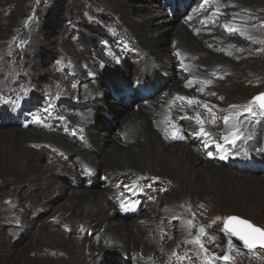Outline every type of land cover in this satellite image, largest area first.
<instances>
[{
  "label": "bare ground",
  "instance_id": "1",
  "mask_svg": "<svg viewBox=\"0 0 264 264\" xmlns=\"http://www.w3.org/2000/svg\"><path fill=\"white\" fill-rule=\"evenodd\" d=\"M113 1L109 10L115 14L138 53V61L137 57L133 58L136 61L132 70L136 74L132 79L134 91L127 85L129 90H122L121 94L131 102V96L136 95L140 111H130L121 123L120 120L116 122L120 124L121 139L101 133L97 125H92L103 112L111 113V102L104 91L105 85L87 83L89 90L80 92L72 110L67 115L62 111L58 113L57 116L65 115L53 126L54 135L36 130L1 132L0 169L11 161L23 167V182L31 179L32 184L24 197L27 200L32 195L36 199L26 202L32 207L52 200V193L67 192L70 196L68 212L78 217L85 226L83 229L98 235L90 246L102 259H107L113 251L123 250L134 264H164V258L178 251L170 247L176 241L170 234L164 245L159 243L163 238L161 231L167 230L162 221L179 217L177 206L183 197L198 196L212 201L213 208L217 207L219 213L223 209L224 214L248 217L252 212L253 216L264 213V173H244L245 169H250L249 162L242 165L240 158L233 162V157L227 155L229 149H223L229 142L234 145V138L246 144L250 137L259 140L262 133L256 132L258 130L248 121L234 119V110L226 111L216 101L224 96L219 77L225 78L224 84L228 85L235 77H248L249 54L264 47V28L261 25L255 28L264 21L260 18L264 6L259 0H212L211 4L203 3L206 0L198 3L191 0L194 11L186 12L182 20L176 22L169 20L161 4H151L150 0ZM168 1L176 7L180 2ZM181 1L184 12L188 11L191 7L186 8L185 0ZM171 31L174 35L170 42L167 37ZM260 63L264 64V58H259ZM155 68L174 75L171 86L162 89L160 84L158 87L154 83L149 74ZM207 84L210 85L206 87ZM145 89H152L154 96L144 97ZM195 102L198 104L193 108ZM67 125L71 129H67ZM217 134L222 135L226 145L219 144ZM181 141H189V145L181 147ZM196 142L197 148L194 147ZM42 143L66 151L72 167L61 159L43 165L48 153L44 150L35 153L30 148ZM201 143L204 150L216 147L214 154L221 152L229 163L225 167L230 170L212 164L210 156L199 151ZM248 149L244 146L243 150ZM59 166L64 169H57ZM66 173H72L75 178L74 191L66 185ZM118 185L120 190L115 189ZM160 193L172 197L154 204L148 202L150 198L157 199ZM134 194L145 198L147 211L138 220L127 223L121 218L128 210L134 213ZM142 208L139 207V211ZM77 231L82 235L80 228ZM63 246L71 247L69 252L66 249L70 257L78 250L76 243L64 242ZM155 258L158 261L153 263ZM72 264L77 263L73 261Z\"/></svg>",
  "mask_w": 264,
  "mask_h": 264
},
{
  "label": "rangeland",
  "instance_id": "2",
  "mask_svg": "<svg viewBox=\"0 0 264 264\" xmlns=\"http://www.w3.org/2000/svg\"><path fill=\"white\" fill-rule=\"evenodd\" d=\"M259 1L264 6V0ZM184 2L186 8L191 7L190 11L186 9L184 12L181 0L177 7L168 0H150L151 4H161L169 20L176 22L182 20L186 12L191 14L194 11V2ZM111 4H114L113 0H0V133L36 130L35 132L54 135L53 126L56 122L72 110L81 91L89 90L87 83L94 82L105 85L104 91L111 102L112 111L109 114L108 110L103 112L92 127L97 125L101 133L103 131L112 138L121 139L120 124L116 122L120 120L121 123L134 110L137 113L140 111L136 95L135 98L131 96V102V99L124 98L121 94L122 90H129L126 89L127 85L134 91L132 79L136 74H133L132 70L136 61L133 58L137 57L138 53L135 52L130 37L124 34L115 14L109 10ZM167 7L172 11L169 12ZM260 12V18L263 20L264 11ZM132 17L137 19L136 16ZM260 25L264 28V21L255 28ZM173 35L174 31L168 34L170 42L173 41ZM253 51L249 54L251 65L247 67L250 70L247 72L248 77H235L229 85L224 84L225 78L219 77L223 82L220 86L224 89V96L216 98V101L220 108L226 111L233 109L234 119L248 121L258 130L256 132L262 133L259 140L250 137L246 144H242L244 140L234 138V145L229 142L223 149H229L227 155L233 157V162H236L237 158H240L242 165L249 162L250 169H245L244 173H264V109L260 107L259 101L250 105L255 97L264 93V64L259 65V58H264V47L257 53ZM138 52L142 57L139 49ZM136 59L138 61V57ZM179 72L181 71L177 70V73ZM227 75L225 74L226 77ZM173 76L160 68H155L152 74H149V77L155 80L154 83L158 87L160 84L162 89L171 86L172 80L175 81ZM208 85L210 84L206 87ZM192 88L194 87L190 89ZM145 90L144 97L154 96L152 89ZM233 100L236 104L231 103ZM197 104L193 103L192 107ZM249 105L251 111L247 108ZM60 111L65 114L57 116ZM66 127L71 129L69 125ZM217 138L220 145L227 144L223 142L222 135L217 134ZM179 144L181 147H187L189 141H181ZM197 145L198 142L194 147ZM202 145L203 143L199 151L209 155L212 164L222 170L228 169L225 166L229 163L222 157V153L214 154L216 147L208 151L204 150ZM55 146L42 143L41 146L31 145L30 148L35 153L41 150L48 153V160L42 162L45 166L61 159L67 166L72 167L65 156L66 151L62 152L61 148L57 149ZM244 146L249 148L248 151L243 150ZM22 168L20 164L15 165L11 161L0 169V264H72L73 261L77 264H134L128 260L123 250L111 252L107 259H102L98 253L92 251L94 249H91L90 244L98 235L90 229H83L85 226L78 217L68 212L70 196L67 192L55 195L52 193V200L35 207L26 203L36 199L32 195L27 200L24 197L32 184L31 179L23 182ZM57 169L64 167L59 166ZM84 176L86 177V174ZM64 178L66 185L74 191L76 185L72 173H66ZM115 189L120 190V185ZM171 197V194L160 193L157 199L150 198L148 202L154 204ZM132 199L136 205L134 213L128 210L124 218L119 217L127 223H133L147 211L142 195L134 194ZM179 202V217L162 221L167 230L161 231L163 238L159 239V243L164 245L170 234L169 236L176 240L170 247L178 251V254L164 258V264H264V250L246 251L224 233L225 224L231 217L248 221L264 230V213L253 216L252 212L248 217L235 213L224 214L223 209L219 213L217 207L213 208L212 201L200 199L198 196L183 197ZM139 207L143 208L139 211ZM212 216L216 220H213ZM78 228L83 232L82 235L78 233ZM62 242L76 243L77 252L70 257L66 251H71V247H64ZM256 243L257 239L254 244ZM224 256L229 259H222ZM155 259L153 263L158 261Z\"/></svg>",
  "mask_w": 264,
  "mask_h": 264
},
{
  "label": "snow or ice",
  "instance_id": "3",
  "mask_svg": "<svg viewBox=\"0 0 264 264\" xmlns=\"http://www.w3.org/2000/svg\"><path fill=\"white\" fill-rule=\"evenodd\" d=\"M206 2H207V0H206ZM177 55L179 56L180 54L177 53ZM256 101H260V107L264 108V93H262L258 97H255L254 100L252 102H250V105H251V103H255ZM250 105L247 106L249 111H251V106ZM225 119H227V118H225ZM201 131L203 132V129H201ZM86 171H87V169H86ZM229 219L232 220V221H236L237 220L236 217H231ZM237 222L240 225H243L244 229H246L247 232L252 233V234H256L261 240H264V230H262L260 228H256V227L252 226L251 224H248L246 221H237ZM225 227L226 228L228 227L227 223L225 224ZM231 231H232L233 235H238V237L245 242L246 246L251 247L255 243V238H253L250 241L249 235L246 234L244 231H238V230H231ZM201 247H203V246L201 245ZM222 259L227 261L229 259V257L224 256V257H222Z\"/></svg>",
  "mask_w": 264,
  "mask_h": 264
},
{
  "label": "water",
  "instance_id": "4",
  "mask_svg": "<svg viewBox=\"0 0 264 264\" xmlns=\"http://www.w3.org/2000/svg\"><path fill=\"white\" fill-rule=\"evenodd\" d=\"M260 103V101H259ZM264 109V108H263ZM227 225L228 227H225V235L236 245H238L239 247L243 248L246 251H253L256 249H264V240H261L256 234H252L247 232L246 229H244L243 225H240L237 221H245L242 219L237 218L236 221H232V220H227ZM248 224H251L250 222L246 221ZM252 225V224H251ZM254 226V225H252ZM256 227V226H254ZM258 228V227H256ZM231 230H238V231H244L246 234L249 235V239L250 241L255 238V240L257 239V243L253 244L251 247L246 246L245 242L243 240H241L238 235H233ZM258 237V238H257Z\"/></svg>",
  "mask_w": 264,
  "mask_h": 264
}]
</instances>
